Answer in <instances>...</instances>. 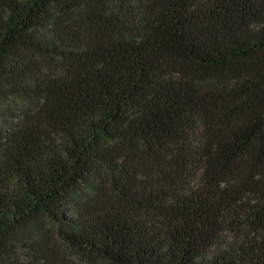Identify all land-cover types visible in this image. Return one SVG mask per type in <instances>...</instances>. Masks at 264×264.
<instances>
[{
  "label": "trees",
  "instance_id": "1",
  "mask_svg": "<svg viewBox=\"0 0 264 264\" xmlns=\"http://www.w3.org/2000/svg\"><path fill=\"white\" fill-rule=\"evenodd\" d=\"M264 264V0H0V264Z\"/></svg>",
  "mask_w": 264,
  "mask_h": 264
},
{
  "label": "rangeland",
  "instance_id": "2",
  "mask_svg": "<svg viewBox=\"0 0 264 264\" xmlns=\"http://www.w3.org/2000/svg\"><path fill=\"white\" fill-rule=\"evenodd\" d=\"M62 253L64 254L65 258L68 260H72L75 262V264H83V261L85 260L83 257L77 255L73 250H71L69 247L62 246Z\"/></svg>",
  "mask_w": 264,
  "mask_h": 264
}]
</instances>
